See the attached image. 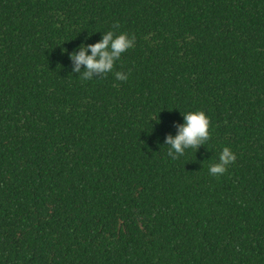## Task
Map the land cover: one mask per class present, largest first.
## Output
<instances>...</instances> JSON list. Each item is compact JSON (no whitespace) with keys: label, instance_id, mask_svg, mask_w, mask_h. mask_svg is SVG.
Returning a JSON list of instances; mask_svg holds the SVG:
<instances>
[{"label":"trees","instance_id":"16d2710c","mask_svg":"<svg viewBox=\"0 0 264 264\" xmlns=\"http://www.w3.org/2000/svg\"><path fill=\"white\" fill-rule=\"evenodd\" d=\"M110 30L133 46L83 79ZM0 264H264V0H0Z\"/></svg>","mask_w":264,"mask_h":264},{"label":"clouds","instance_id":"9594fccd","mask_svg":"<svg viewBox=\"0 0 264 264\" xmlns=\"http://www.w3.org/2000/svg\"><path fill=\"white\" fill-rule=\"evenodd\" d=\"M135 37L127 32L118 35L114 31L103 33L99 42L89 45H81L79 50L73 52L70 58L74 61L75 72H80L83 79H92L94 74H106L112 72L114 64L134 44ZM90 52V54H89ZM84 65L81 72L80 66ZM116 80H126L127 75L123 72L114 73ZM183 123L179 126L175 136L166 137L165 143L168 146L167 155L173 159L184 155L188 148L197 149L210 137V118L202 110L188 111L181 113ZM236 159L235 153L228 146H225L219 154V161L210 164L208 173L212 176H219L226 172L227 166Z\"/></svg>","mask_w":264,"mask_h":264}]
</instances>
